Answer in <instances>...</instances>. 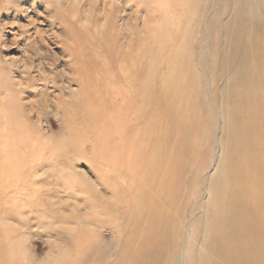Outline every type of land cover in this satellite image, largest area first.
Returning a JSON list of instances; mask_svg holds the SVG:
<instances>
[{
    "label": "rangeland",
    "instance_id": "1",
    "mask_svg": "<svg viewBox=\"0 0 264 264\" xmlns=\"http://www.w3.org/2000/svg\"><path fill=\"white\" fill-rule=\"evenodd\" d=\"M242 1L0 0V264L120 262L118 221L124 208L113 201L129 182L123 186L113 178L116 159L117 167L109 164V155L101 156V121L92 125L86 119V99L80 91L82 83L94 94L104 86L97 78L103 65L94 68L87 59L110 40L113 49L123 51L145 40L156 52V79L166 77L173 50L185 72L192 63L191 70L202 78L205 99L198 86L193 99L200 117L205 115L204 124L205 105L212 115L210 134L207 131L211 150L205 170L192 185L186 182L201 158L182 168L180 179L185 182L177 185V196L190 194L193 211L180 226L188 196L180 195L168 207L163 258L166 263L172 258L171 264H202L197 259L207 241L206 206L224 163L226 129L222 94L227 80L218 71L219 79L213 81V52L225 48L226 25H238L234 16L249 15L238 7ZM181 6L189 12H180ZM134 46L136 52L142 48ZM223 56L218 58L220 66ZM203 127L191 134L199 136ZM109 136L111 141L116 138ZM178 226L181 237L174 252Z\"/></svg>",
    "mask_w": 264,
    "mask_h": 264
},
{
    "label": "bare ground",
    "instance_id": "2",
    "mask_svg": "<svg viewBox=\"0 0 264 264\" xmlns=\"http://www.w3.org/2000/svg\"><path fill=\"white\" fill-rule=\"evenodd\" d=\"M237 4L251 14L234 16L238 25H226L225 48L216 47L213 52L217 72L212 79L218 80V71H222L227 80L222 94L226 129L224 163L212 188L213 200L206 206L207 241L197 259L202 264H264V0ZM179 11L189 9L181 6ZM137 43L142 47L138 52L134 51ZM146 44L145 40H136L129 48L126 44L128 51H123L120 47L113 49L111 40L102 42L85 59L94 68L103 65L97 78L105 81L104 86L96 94H91L84 83L80 90L86 99V119L92 125L101 121L97 133L105 143L96 142L101 156L109 155V164L117 167L116 159L119 165L113 178L123 186L129 182L113 201L124 208L118 221V264H171L172 258L168 263L163 260L169 220L166 212L182 194L190 202L183 209L180 226L193 211L190 194L182 191L177 196V185L185 182L180 179L181 171L201 158L186 182L192 185L205 170L211 150L208 139L212 115L205 105L208 121L204 124L205 115L200 117L193 99L197 86L205 99L200 74L192 71V63L185 72L173 50L166 63V77L156 79V52ZM223 52L225 61L220 66L218 58ZM198 126L206 132L193 136ZM109 135L116 138L111 141ZM180 226L173 237L174 252L181 237Z\"/></svg>",
    "mask_w": 264,
    "mask_h": 264
}]
</instances>
